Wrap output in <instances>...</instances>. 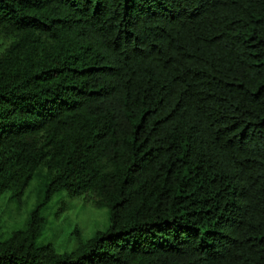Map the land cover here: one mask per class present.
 I'll return each mask as SVG.
<instances>
[{
    "label": "trees",
    "instance_id": "obj_1",
    "mask_svg": "<svg viewBox=\"0 0 264 264\" xmlns=\"http://www.w3.org/2000/svg\"><path fill=\"white\" fill-rule=\"evenodd\" d=\"M0 196L42 198L0 264H264V0H0ZM109 226L39 244L61 193Z\"/></svg>",
    "mask_w": 264,
    "mask_h": 264
},
{
    "label": "rangeland",
    "instance_id": "obj_2",
    "mask_svg": "<svg viewBox=\"0 0 264 264\" xmlns=\"http://www.w3.org/2000/svg\"><path fill=\"white\" fill-rule=\"evenodd\" d=\"M49 175V170L41 167L20 196L12 197L9 191L0 196V234L3 237L26 224L31 211L42 198ZM42 216L45 228L38 243H49L58 252L73 250L81 239L89 238L97 230L109 226L107 208L96 207L66 192L55 196L43 210Z\"/></svg>",
    "mask_w": 264,
    "mask_h": 264
}]
</instances>
